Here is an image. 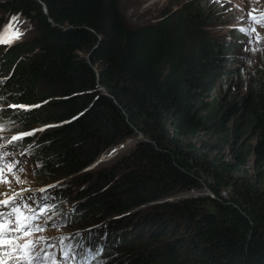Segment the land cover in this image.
I'll return each instance as SVG.
<instances>
[{"label":"trees","instance_id":"16d2710c","mask_svg":"<svg viewBox=\"0 0 264 264\" xmlns=\"http://www.w3.org/2000/svg\"><path fill=\"white\" fill-rule=\"evenodd\" d=\"M224 11L220 0H186L133 27L121 0L0 1L2 14L34 28L27 44L0 47V101L47 102L0 118L17 130L54 125L23 140L33 173L41 181L73 176L85 185L84 201L97 199L76 208L79 199L61 220L69 228L100 223L92 236L107 264L115 256L114 264H264V175L241 172L250 153L264 163V64L246 94L226 95L224 81L237 72L226 66L237 63L238 47L208 29ZM202 131L230 140L236 160L184 139ZM139 134L109 169L82 171ZM204 186L213 196L165 201L161 213L149 206Z\"/></svg>","mask_w":264,"mask_h":264},{"label":"rangeland","instance_id":"374dc122","mask_svg":"<svg viewBox=\"0 0 264 264\" xmlns=\"http://www.w3.org/2000/svg\"><path fill=\"white\" fill-rule=\"evenodd\" d=\"M184 1L186 0H121L124 18L126 22L129 24V26H133V27L147 25L156 22L162 17V13L165 8L176 9ZM220 1L223 2L225 6V11L223 12V16L221 17V20L215 21L214 24H211L208 27V29L215 38L224 39L234 45H237L238 47L239 59L237 63L234 65L226 66L227 68H232L235 70L237 68V72L234 74L233 80L227 79L224 81L223 85L224 87L226 85H229L231 87L230 88L231 90L229 89L226 90L227 96L233 93L237 95L238 98H240L247 93V89L249 87V82L251 81V77L257 74L256 69H259L264 64V0H220ZM250 12L252 14V19H249L248 16ZM5 17L7 19L6 20L7 22L5 21L4 26L7 25L10 19L12 18V16L8 17L5 14L1 13L0 25L2 24L1 20L3 19L2 21H4ZM12 24L15 29H18L20 32L23 33V36L20 40L16 41L11 46L18 44L19 42L22 43L23 45L27 44L34 35V28L31 25V23L28 20L17 18V20L12 22ZM3 27H1L0 29H3ZM239 28L248 29L249 35H245L243 32L238 31ZM252 29L255 30L252 31ZM235 33L242 34V36L240 37L241 39L239 41L234 40L233 35ZM257 35L260 37L259 41H257ZM249 40H251V43L248 42ZM253 49H255V51H253ZM80 55L83 56L85 59L89 60L90 53H83ZM243 82H244L243 86L240 87V85ZM219 83L220 82H218L217 84ZM100 88L103 90V92L106 93L103 87ZM234 106H237V103L234 104ZM6 107H7L6 104L1 103L0 101V108H2L3 111L8 110V108ZM3 111H0V114ZM229 111L232 112L234 110L230 108ZM6 113L8 115L10 114L8 112ZM41 125H48V124L39 122L34 124L33 126H36L35 128H39ZM15 126L16 125H14L13 123H9L8 121H2V119L0 118V127H2L3 128L2 131L5 132L4 135H2V132H0V158H1L0 167H3L6 171L8 164L14 163L15 161L21 162L18 165V167L14 169V175L15 177H19L20 182L18 183L17 180L12 175H9L10 185L7 187H10V189L14 191H20L21 189L28 190L23 193L24 202L32 205V210L38 208L43 202L44 203L46 202L47 204L46 206L51 207V211L48 213V215L47 212L45 211L44 214L41 216L42 218L40 219V221H38V223L43 224V222L47 220L48 224L46 229L42 232H34L33 236L44 237L45 242L50 244H54L56 241H58V239L62 240V238H64L63 239L64 243H66V245H69L70 244L69 239H71V237L74 234L77 235V231L83 229L88 225H85L84 223H78L72 225L71 228H69L68 226H66L65 228L64 223L61 220L62 216L64 215V213L62 212L64 210L65 212L67 211L69 212L70 207H72V205L77 204L78 201H76L75 199L77 197L80 200L76 208H79L81 205L87 206L89 204L96 203L97 199L96 200L94 199L92 201H84L85 199H83L84 198L83 192H81L80 190H83L81 188H84L85 185H77L78 183L73 184V182H75V180L72 179L73 176H68V177L54 176L49 180L43 179V181H41L39 177L36 178V176L33 173L34 164H31L27 160V155L25 152L27 149L23 147L25 142L28 141L29 139H25L24 143L21 142L14 144H5L6 139H10L12 135L18 133L17 132L18 130H14ZM34 135L32 136V138L34 137ZM139 138L142 139L140 134L135 136L133 135L131 137L118 141L109 149L103 151L91 164L90 167L84 168L82 171L88 172L87 169H90L89 171L90 174H95L96 171L109 169L115 162L118 161L119 158H121L122 155L127 154L129 150L133 148L134 144L139 140ZM246 138L249 137L246 136L244 139ZM184 139H188L197 143L198 145H202L206 149V151L213 150L212 152L213 154L216 153V151H220L224 155H226V158H231V160H236V158L234 157L235 155L233 153L234 149L232 148L230 140L225 141L220 137L218 138L217 135L204 133V131L190 138L184 137ZM251 140L253 141L252 137ZM6 146H8L7 149H4ZM247 148L248 147L245 146L242 152L245 154L249 153L250 151H248ZM21 153L24 154L21 155ZM250 154L251 155L246 158L245 165L242 166L241 168L242 174H245L247 176H252L253 178H257L258 176L264 175V163H262L260 160L257 161L256 155H253L252 153ZM56 183H59L61 190L60 194H62L59 196V199H57V201L55 200V198L46 197L45 196L46 191L44 192L39 191V189L41 188H45L48 185H54ZM96 186L98 185H91L90 189L92 190V188H95ZM5 190H6V186L4 184H0V192ZM207 195L213 196V193L207 188V186H204L201 191H197V192L179 194L176 190L169 197L159 201H153L152 203L149 204V206L154 207L152 211L161 213L160 210H158V208L162 207V204L165 201H173L174 199L178 200L179 198L182 197H197V196L199 197V196H207ZM32 196H34V198L30 200L27 199L28 197H32ZM37 196H39V198L35 199ZM222 196L224 197L229 196L227 190L223 191ZM43 205L44 204H42L41 207ZM21 206H23V204H21ZM142 207L144 206L136 207L138 208L136 210L138 211L142 209ZM137 211H134V214ZM132 213L133 212H131L130 214L133 215ZM49 217L51 219H49ZM54 217H57L58 219L56 222L53 220ZM94 224H96V222H94ZM147 229L148 226L146 227L145 225L142 226L141 228V230L145 232L147 231ZM79 236L80 238H82L83 234L81 233ZM88 239L89 238H87V241ZM86 243H84L83 247H81L82 245L80 246L79 253H77V257L80 258V255H82L83 257L87 255V260H88L90 251L85 248ZM97 253L98 251L91 253V255H95ZM119 257L120 256L112 257V259L108 261V264H112L114 260ZM62 260L65 259L61 255H59V261ZM97 261L98 264H101L100 259ZM78 263L80 262L78 261ZM66 264H73V259L71 254L67 258Z\"/></svg>","mask_w":264,"mask_h":264},{"label":"snow or ice","instance_id":"6c2138e0","mask_svg":"<svg viewBox=\"0 0 264 264\" xmlns=\"http://www.w3.org/2000/svg\"><path fill=\"white\" fill-rule=\"evenodd\" d=\"M249 19H252L251 12L248 14ZM17 20V17H12L7 25L0 29V44L11 46L16 41L20 40L23 33L13 27L12 22ZM255 29H252L254 31ZM238 31L249 35V30L239 28ZM260 37L257 35V41ZM251 43V40L248 41ZM247 50V49H246ZM255 51V49H253ZM0 99H3L0 97ZM43 103H47L42 102ZM42 104L26 105V104H8L7 108L12 109L14 114L31 113L39 109ZM0 111H3L0 108ZM13 123V122H9ZM54 125H41L39 128L30 129L25 132H18L5 140V144H14L23 142L25 137H32L36 132H42L45 128L53 127ZM3 128L0 127V131ZM24 153H21L23 155ZM20 161L7 165V170L0 167V184L6 186V190L0 192V264H41V257H47L51 264H58L54 253H49L45 249L53 247L52 244L46 243L44 237L33 236L34 232H42L46 229L48 221L43 224L38 223L41 216L46 211V207H41L37 212H33L31 216L25 213L32 212L30 206L24 202L23 193L28 191L21 189L20 191L11 190L9 175H12L19 183V177H15L14 169L18 167ZM42 167L43 165H38ZM48 188L54 187L48 185ZM39 191L44 192L46 188H41ZM27 199H32L28 197ZM38 203V202H37ZM23 204V206H21ZM49 219H51L49 217ZM64 238H62L63 240ZM43 244V247L41 245ZM61 255L67 259L72 253L71 245L66 248H61Z\"/></svg>","mask_w":264,"mask_h":264},{"label":"bare ground","instance_id":"6f19581e","mask_svg":"<svg viewBox=\"0 0 264 264\" xmlns=\"http://www.w3.org/2000/svg\"><path fill=\"white\" fill-rule=\"evenodd\" d=\"M3 1V0H2ZM248 4V3H247ZM244 6V5H243ZM242 6V7H243ZM241 7V6H240ZM245 11V10H244ZM243 12V11H242ZM215 17V16H214ZM217 17V16H216ZM213 21H214V19H213ZM233 30V29H232ZM235 30V29H234ZM207 32V31H206ZM245 37V36H244ZM248 38V37H247ZM242 42H244V41H242ZM245 44V43H244ZM1 46H4V44H0V47ZM5 46H7V45H5ZM10 119V118H9ZM14 120V119H13ZM2 121H4V120H2ZM17 132H19V131H17ZM12 134H14V133H12ZM11 134V135H12ZM25 138H27V137H25ZM24 145H26V146H28L27 144H24ZM7 147L8 146H6L4 149H7ZM24 147V146H23ZM5 152V151H4ZM27 152V151H26ZM1 159V158H0ZM81 189H83V188H81ZM82 192V191H81ZM62 195V194H61ZM58 196V193H56V189H55V200L57 201V199H59V196ZM45 197V196H44ZM76 199V201H78L79 199H78V197L77 198H75ZM84 199V198H83ZM74 203H76V202H74ZM43 204V203H42ZM43 207H46V212H47V215H48V213L51 211V207L50 206H46L45 204L43 205ZM71 208V207H70ZM68 212V211H67ZM67 212H65V210L62 212V213H64V214H66ZM69 213V212H68ZM83 214V213H82ZM74 222V221H73ZM66 224V223H65ZM97 225L98 224H100V223H96ZM96 224H92L91 225V228H93V227H95L96 226ZM90 227V226H89ZM95 231V230H94ZM101 233H102V231H101ZM86 234V233H85ZM96 236V235H95ZM87 238H89V240L87 241ZM84 237V236H82V238H81V240L84 242V243H86V241H87V245H88V247L86 246V244H85V248L86 249H88L89 251H90V254H89V257H88V260H87V255L86 256H82V255H80V259H79V262L80 263H77V264H93L92 263V261H94V260H96V257H98V260H99V258H100V260H101V264H107V261H106V259L105 258H103L100 254H99V244H97L95 247H94V243H95V237H93L92 235H90L89 237ZM97 240V239H96ZM101 241H102V238H101ZM97 242V241H96ZM102 245V244H101ZM79 249H80V247L78 248V249H76V252L77 253H79ZM96 251H98V253L97 254H95V255H91V253H93V252H96ZM63 261V260H62ZM85 262V263H84Z\"/></svg>","mask_w":264,"mask_h":264},{"label":"clouds","instance_id":"9594fccd","mask_svg":"<svg viewBox=\"0 0 264 264\" xmlns=\"http://www.w3.org/2000/svg\"><path fill=\"white\" fill-rule=\"evenodd\" d=\"M56 182H58V181H56ZM57 184H59V183H57ZM55 185V184H54ZM53 185V186H54ZM73 207H71L70 208V210L71 211H73V209H72ZM69 213H70V211H69ZM53 220H58L57 219V217H54L53 218ZM66 226V224H64V227ZM66 228V227H65ZM84 231H85V233H84ZM77 232H81L82 234H83V236H85L86 238L87 237H89L90 235H93V234H95V232H94V230L91 228V225H90V227L89 226H86V227H84L83 229H81V230H79V231H77ZM98 237H100V238H102V239H105V236L104 235H101V236H99V234H98ZM97 237V238H98ZM96 238V237H95ZM57 244V243H56ZM53 245V244H52ZM59 247V246H58ZM100 259V258H99ZM100 262H101V260H100Z\"/></svg>","mask_w":264,"mask_h":264},{"label":"water","instance_id":"95a60500","mask_svg":"<svg viewBox=\"0 0 264 264\" xmlns=\"http://www.w3.org/2000/svg\"><path fill=\"white\" fill-rule=\"evenodd\" d=\"M44 8H45V11L47 12L46 7H44Z\"/></svg>","mask_w":264,"mask_h":264}]
</instances>
